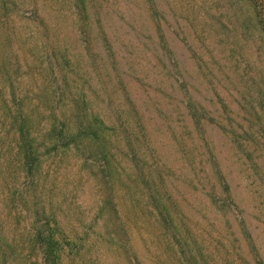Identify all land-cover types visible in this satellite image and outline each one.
<instances>
[{"label":"rangeland","instance_id":"rangeland-1","mask_svg":"<svg viewBox=\"0 0 264 264\" xmlns=\"http://www.w3.org/2000/svg\"><path fill=\"white\" fill-rule=\"evenodd\" d=\"M22 1L30 6L20 14L36 9V23L9 17L0 24V61L7 59L19 80L17 95H25L29 80L55 83L42 62L56 51L71 78L68 96L88 97L107 125L120 126V151L136 148L141 164L167 183L162 187L171 189L173 203L204 238L198 243L215 253L214 264L251 260L239 240L242 218L264 257V0H86L92 29L85 41L74 0ZM189 102L203 116L200 131ZM77 160L69 155L52 163L58 219L71 240L79 235L80 250L67 254L66 263L130 264L134 256L141 264H175L174 253L136 224L119 178L109 179L108 189ZM114 167L122 177L133 172L120 153ZM221 175L238 215L212 205L227 199ZM110 193L119 212L101 214L98 200Z\"/></svg>","mask_w":264,"mask_h":264},{"label":"trees","instance_id":"trees-1","mask_svg":"<svg viewBox=\"0 0 264 264\" xmlns=\"http://www.w3.org/2000/svg\"><path fill=\"white\" fill-rule=\"evenodd\" d=\"M74 1L80 36L85 41L87 30L92 29L86 0ZM26 3L0 0V24L4 25L2 19L9 17H26L36 23V9L30 10L29 15L20 14ZM43 58L44 76L53 77L55 83L46 82L48 84L41 86L38 79L29 80L25 95L21 96L17 95L20 82L12 79L15 75L11 67L8 69L9 62L7 59L0 61V92L13 93L11 97H0V264H67V254L77 248L80 250L76 244L79 235L75 233L76 239L71 240L58 219L57 205L52 199L58 171L52 163L69 155L83 163L79 169L100 176L99 183H105L108 189L111 188L109 179L119 178L136 212V224H143L141 229L152 234L160 248L174 253L175 264H214L215 253H205L206 246L197 241L204 238L193 232L188 218L186 220L173 203L171 189L162 187L164 180H157L151 168L141 164L140 151L133 148L126 151L127 155L120 151V126L107 125L106 119L90 107L88 97L68 96L72 86L68 69L62 63L63 56L53 50ZM65 61L71 62L68 57ZM187 109L194 127L200 131L203 116L199 108L189 102ZM132 133L140 148L141 137L133 130ZM119 153L133 168L126 177L114 167ZM219 179L227 199H212V205L219 206V210L224 208L225 213L230 211L238 215L239 205L231 196L228 179L224 175ZM112 195L98 200L101 214L111 210L119 212ZM238 228L239 240L246 245L248 258H251L247 263L264 264L263 254L259 252L246 219H241ZM110 239L116 245L124 243L116 236ZM130 264L141 262L133 256Z\"/></svg>","mask_w":264,"mask_h":264}]
</instances>
